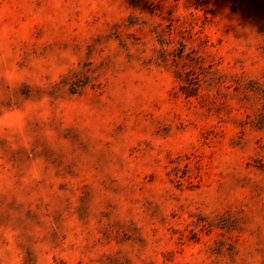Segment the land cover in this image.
<instances>
[{"label": "rangeland", "instance_id": "374dc122", "mask_svg": "<svg viewBox=\"0 0 264 264\" xmlns=\"http://www.w3.org/2000/svg\"><path fill=\"white\" fill-rule=\"evenodd\" d=\"M0 264H264V0H0Z\"/></svg>", "mask_w": 264, "mask_h": 264}]
</instances>
